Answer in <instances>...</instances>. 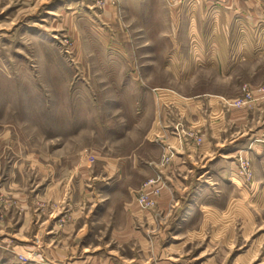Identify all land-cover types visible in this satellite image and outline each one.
Here are the masks:
<instances>
[{
    "label": "rangeland",
    "instance_id": "374dc122",
    "mask_svg": "<svg viewBox=\"0 0 264 264\" xmlns=\"http://www.w3.org/2000/svg\"><path fill=\"white\" fill-rule=\"evenodd\" d=\"M0 264H264V0H0Z\"/></svg>",
    "mask_w": 264,
    "mask_h": 264
},
{
    "label": "built area",
    "instance_id": "2783aa9c",
    "mask_svg": "<svg viewBox=\"0 0 264 264\" xmlns=\"http://www.w3.org/2000/svg\"><path fill=\"white\" fill-rule=\"evenodd\" d=\"M207 1H209V2L213 3V2H215L216 0H207Z\"/></svg>",
    "mask_w": 264,
    "mask_h": 264
},
{
    "label": "crops",
    "instance_id": "0c3cea01",
    "mask_svg": "<svg viewBox=\"0 0 264 264\" xmlns=\"http://www.w3.org/2000/svg\"><path fill=\"white\" fill-rule=\"evenodd\" d=\"M216 257H218V255H215Z\"/></svg>",
    "mask_w": 264,
    "mask_h": 264
}]
</instances>
